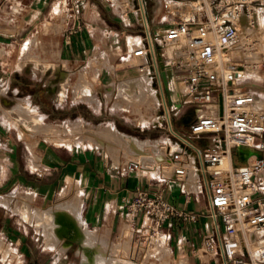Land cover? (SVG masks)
I'll list each match as a JSON object with an SVG mask.
<instances>
[{
	"label": "crops",
	"instance_id": "0c3cea01",
	"mask_svg": "<svg viewBox=\"0 0 264 264\" xmlns=\"http://www.w3.org/2000/svg\"><path fill=\"white\" fill-rule=\"evenodd\" d=\"M7 1L10 0H0V5L6 4ZM148 1L151 4V0ZM33 2L35 0H26L25 4ZM38 2L35 12L27 18L28 20L34 18V15L37 20L41 18L50 4L49 0H38ZM90 5L97 13L96 18H91L87 14V6ZM115 9V6L109 4L107 0H85V26L82 31L72 35L70 40L66 38V28L62 17L60 23L64 30L63 36H65L61 47L63 61L75 65L93 59L95 56L92 57V55H95L96 52L105 55L109 53L116 58L131 53L133 41L139 44V40H125L124 34L125 30L135 27V22L141 26L139 16L135 14V16L128 17L127 14L128 19L124 20ZM161 9L162 5L159 12ZM157 17L158 15L152 18L150 27L153 30H165L168 23L165 20L157 22ZM7 26L6 17L0 18V40L15 37L18 33L19 28L11 30ZM117 26H120L121 31ZM131 36L135 38L139 35L135 36L133 31ZM99 38L103 40H99ZM29 40L34 45L35 37ZM4 50L0 49V52L2 51L0 57ZM29 53L32 58L24 63L22 69H19L18 66L22 60L21 51L17 69L23 72L31 62L33 63L32 74L37 76V71L40 69L39 64L43 62L42 58H38L35 53ZM48 66L45 63L41 70L42 79L47 78ZM111 69L112 67L108 68V71ZM63 71L70 72V75L73 73L61 69L62 76ZM148 73L149 78L151 76V82L152 79L156 80L151 66ZM54 74L55 72L46 79V83L50 78L52 81L56 78H52ZM6 76V82L0 86L6 89L7 96L0 97V106L9 108L14 104L15 94L20 96L21 90L19 87L12 86L11 73L6 72ZM251 80L255 83L249 86L262 89L255 91L247 87L256 98L253 108L258 112H264V101L257 102V95L260 94L261 97H264V87L261 86L264 83V75L262 79L246 77L243 81ZM244 86L246 87V85ZM51 87L55 86L51 85ZM1 90L2 88L0 94ZM95 92L97 94L96 90ZM21 96H26L39 113L43 108L47 110L54 108V104L46 100L44 90L41 88ZM9 101H12V104ZM109 101L114 104L111 100ZM186 107H176L174 110L173 101L174 113L172 116L176 122L182 125L188 136L175 130L172 119L171 126L176 133L194 144L192 139H204L194 138L188 132L189 125L199 116L195 118L194 115L190 116L189 113L184 115L183 113L182 117L177 120V117L185 112ZM56 108L58 109L57 106ZM77 111L75 120L87 121L86 116L80 113V109ZM207 112L210 113V110L207 109ZM51 114L53 115L54 111H51ZM3 116V112L0 111V156H4L3 159H0V197H14H11L12 204L10 206L0 202V264H71L68 261L70 254L77 258L76 264H89L92 259V264H220V259H213L204 248L206 241L213 235V221L208 214V198L203 185V176L198 171L197 157L192 151L185 153L189 155L191 163L188 164L186 177L179 180L175 174L176 166L169 163L173 154L183 153L184 149L182 144L171 135L170 130H168L167 137L143 139H150L153 145H157L156 150L149 153L150 161L144 163L128 149L117 146L115 147L117 154L110 160L94 152L78 150L71 153L64 148L44 147L40 143H37V150H34V153L32 145L23 141H34L38 132L28 141L25 135ZM63 120V122H67L66 118ZM113 124L117 127L115 122ZM208 140L210 142L206 144L211 145L212 140ZM22 145L25 146L27 153L22 152ZM172 145L176 146L175 150L172 149ZM168 147L170 152L167 151ZM102 149L105 150L106 147H102ZM158 157H161L163 162L158 163ZM242 158L247 164L256 158L264 159V152L258 151V154L254 156ZM235 161L240 165L236 157ZM133 162H139L141 168L130 171L129 165ZM182 165L185 164L179 163L177 167ZM158 180H165L166 183L158 182ZM256 180L262 184L263 190L257 196H264V170ZM138 189H144L150 194L162 192L172 204L190 212H196L199 215L198 221L191 223L173 220L165 225L158 243L152 241L149 244H138L137 234H135L134 227L126 214L127 205ZM76 190L82 192L79 217L83 231L89 237L87 242L76 238L77 229L73 224L66 227L61 237L56 233L54 227L53 212L59 206L60 200L64 209V205H69L75 195L69 201H66L63 195L70 191L76 192ZM188 196L191 198L189 203H187ZM22 201L23 206L18 212L16 204ZM25 202L31 213L29 220L23 214ZM138 224H141V220ZM38 236H42L44 240L41 241ZM84 242L87 244L85 245ZM85 251L90 252L91 258L85 257Z\"/></svg>",
	"mask_w": 264,
	"mask_h": 264
},
{
	"label": "built area",
	"instance_id": "2783aa9c",
	"mask_svg": "<svg viewBox=\"0 0 264 264\" xmlns=\"http://www.w3.org/2000/svg\"><path fill=\"white\" fill-rule=\"evenodd\" d=\"M190 4L188 14L165 19V30H153L147 16L143 17L146 8L139 1V21L145 29L143 43L131 46L130 54L148 60L160 85L159 97L170 133L184 149L183 153L173 154L169 163L176 166L179 180L186 177L191 163L185 153L192 151L197 157L208 198V214L213 221V235L204 248L213 259L219 258L220 264H264V196H257L263 190L256 180L264 170V159L256 158L245 165L235 161L239 147L264 152V112L254 110L255 95L242 85L244 78L240 76L245 68L243 59L235 54L242 41L243 16L251 19L253 29L258 28L254 17L264 11V0H191ZM54 5L62 14L66 38L70 40L85 26V0H54ZM159 60L167 75V88ZM176 87L180 107L210 110L194 120L188 132L194 138L212 140L211 145L198 148L173 130L172 92ZM179 163L185 165L177 167ZM139 168V162L129 165L130 171ZM190 200L188 196L187 203ZM126 214L138 244L158 241L168 222L194 223L199 217L196 212L172 204L162 192L150 194L144 189L136 191Z\"/></svg>",
	"mask_w": 264,
	"mask_h": 264
},
{
	"label": "rangeland",
	"instance_id": "374dc122",
	"mask_svg": "<svg viewBox=\"0 0 264 264\" xmlns=\"http://www.w3.org/2000/svg\"><path fill=\"white\" fill-rule=\"evenodd\" d=\"M25 1L26 0H10L7 1L6 4L0 5V18L6 17V23L8 25L7 27L11 30L19 28L15 37L8 38L7 40H0V49H5L0 57V84L3 85V82H6V72H9L12 74V86L19 87L21 90V95L41 88L44 90L46 100L54 104L53 109L48 108L47 110L43 108V110H40L41 115L48 124H42L38 126L36 125L38 128L34 126L35 129L31 135L24 134L25 138L29 141L32 136L38 132L34 141H23L32 145L31 147L33 148L34 153V150H37V143H40L44 145V147L50 146L55 149L64 148L69 150L71 153L78 150L88 153L94 152L110 160V158H115L117 154L115 153L116 146L119 148H125V145H122L124 142L122 137L112 135V138L110 137L109 139L102 134V131L106 129L103 125L109 123L113 124V122L116 123V128L120 132L124 131L123 133L127 132L126 134L129 133V135L138 136L141 138V140L145 138L157 139L162 136L167 137L166 135L168 133L170 123L165 114V107L163 106L161 98L159 97L161 90L160 85L157 80L152 79L151 91L149 86L143 84L145 80L142 82V80L145 79L144 77H146V74L144 76V73H148L149 71L148 65L150 64L147 59L134 57L130 53L120 55L116 58L109 53L105 55L96 52L95 55H92V57H96H94L95 59L93 58L75 65L70 62H65L61 57L62 40L65 38V36H63L64 30L60 23L62 14L57 8H55L54 0H49L50 4L48 9L45 10L41 18L38 20L36 19V15H34V18L31 20L27 19L35 12V6L36 4H39L38 0H35V2L28 5L25 4ZM158 1L159 0H151L150 6L146 0L144 1L146 16L150 26H152V18L156 15H158L157 22H163L162 20L165 19L173 20L176 19V16L178 15L188 14L190 12L188 9H191V0H177L176 2L179 4H170L167 2L168 0ZM107 2L115 6L116 12H118L120 16L124 18V20H127L128 17L135 16V14L140 16V13L138 12V0H135L134 7L129 6L127 0H107ZM161 5L162 9L161 12H159ZM87 14L91 16V18H96L97 16V13L92 9L91 5L87 6ZM103 16L106 17L105 15ZM258 16L261 19V23H264V15L258 14ZM117 27L119 31H121L120 26ZM144 30V27L135 22V27L125 30L126 32L124 34V38L125 40H139V44L133 41L132 46H140L143 43ZM133 31L135 36H139L133 38L131 36ZM65 35L67 36V34ZM33 37H35V43L34 45L33 43L31 44L25 61L32 58L29 52L35 53L38 58H42L41 61L43 62H40L39 64L40 69L37 71V76L32 74L33 63L31 62L28 63V66L23 72H20L17 69V65L20 61L21 51L25 47V43ZM253 39V43L255 45H252L250 52L255 55L254 57H256L254 58V60H256L254 65L258 64V68L260 69L259 73H257V76L253 78L262 79L264 75V27L255 29ZM99 40L103 39L99 38ZM246 52L248 51H244V53ZM0 53H2V51ZM158 62L159 68L161 70L160 61ZM242 62H244V64H246V66L250 67L251 69L254 66L251 64L249 65V61L247 62L246 60H242ZM45 63L49 65L47 78L54 72L55 74L52 76V78L56 77L53 81L50 78L48 83H46L47 78L42 79L41 74V70L44 68ZM56 65L58 66L56 67ZM111 67L112 69L108 71V68ZM145 67H147V70L143 72L142 69ZM61 69H65L73 73L70 75V72L63 71L62 76V72H60ZM254 83L255 81L251 80L243 82L242 84L255 91L262 90L259 87L249 86L250 84ZM51 85L55 87L52 88ZM261 86L264 87V83ZM86 87H94L97 91L96 96L98 95V99L100 101V105L97 108L93 105H90L86 100L81 101L82 103H77L78 101H75L76 96L74 95H76L78 92L85 91V89H87ZM1 88L2 90L0 97L5 95L3 93L2 86H0V89ZM61 93L65 94V100L61 98ZM21 95L19 96L15 94V97L13 98L14 104L17 98H27L26 96ZM109 100L114 102V104L110 103ZM167 100H169L168 94ZM263 101L264 97H261L260 94L257 95V102ZM83 102H86L87 104ZM9 103L12 104V101H9ZM194 108V106H187L185 108L186 113L182 112L177 117V120L182 117L183 113L184 115L189 113L188 115H194L196 118L198 115H196V108ZM78 109H80V113L85 115L87 121H89L86 122L91 125L87 127H80L82 129L70 133L65 130V125L67 122L77 121L75 119H77L76 114ZM202 109L208 113L207 109ZM51 111H54L53 115L51 114ZM32 115L33 114L31 113H27L26 116L24 114L17 117L20 119V123L25 122L26 124L34 125L31 121H28V119H31ZM159 116L161 117L159 118ZM64 118L67 119V122H63ZM143 119L146 120L147 123H141ZM172 124H174L175 130L185 136H188L185 129H183L182 125L173 119V116ZM13 126H16L19 130L18 125ZM143 141L146 142L147 140ZM192 141L195 145L202 148L207 142H210L208 138H204L202 140L192 139ZM102 147H106V149L110 152L105 151L106 149L104 150ZM24 151L27 153L25 146L22 145V152ZM113 154L114 156H112ZM3 157L4 156L1 155L0 159H3ZM235 157L240 165L245 164L244 159L238 152H235ZM77 191L79 190H76V192H67L65 195H63V198L66 201H69L74 195L75 196L73 199L79 195L82 196V192ZM16 205L19 212L21 206H23V201L20 203L18 202ZM38 239L41 241L44 240L42 236H38ZM115 242H118V240H115ZM68 259L71 264L77 263V258L74 257L73 254L68 255Z\"/></svg>",
	"mask_w": 264,
	"mask_h": 264
},
{
	"label": "bare ground",
	"instance_id": "6f19581e",
	"mask_svg": "<svg viewBox=\"0 0 264 264\" xmlns=\"http://www.w3.org/2000/svg\"><path fill=\"white\" fill-rule=\"evenodd\" d=\"M139 1H140V3L144 4L145 0H139ZM146 1H147L148 5H150V2L148 0H146ZM127 2L129 3V6L134 7L135 0H127ZM167 2L170 3V4H179L178 2L173 1V0H169ZM188 11H190V10L188 9ZM258 14H263L264 15V11H259L256 14V16L254 17L256 19V21L258 22V25H259L258 28H263L264 27V23H261V19L259 18ZM143 17L145 19V17H146L145 13H143ZM242 31H243L242 41H241L240 46L236 49L235 54L238 55V56H241V58L243 60H246L247 62L249 61L248 62L249 65L250 64L254 65V62H256V60H254V58H256V57H254L255 55H253V53L250 52L251 51L250 49H252V45L254 46L255 44L253 43V40H250V39H251V37L253 38L255 29H253L251 27V19L248 16H243V18H242ZM32 43L33 42L29 40L26 43L25 47L23 48V50H22V60H21V63L19 61L20 64H19L18 68H20V69L23 68L24 63L26 62L25 59L27 58L26 55H27ZM246 50L248 52L244 53V51H246ZM244 65H245V68L242 69L241 72H240L241 78L242 77L243 78H246V77H252L253 78V77L257 76V73H259V71H260V69L258 68V64L254 65L252 67V69L250 67H247L246 64H244ZM146 70H147V67L142 69L143 72L146 71ZM148 70H150V66L148 67ZM144 76H145V74H144ZM144 78L145 79H143V75H142V79H143L142 82L145 80L143 82V84H145L146 86H149L150 90L152 91V89H151L152 88L151 87V83L152 82L150 80L151 76L149 78V73H146V77H144ZM85 80H87V79H85ZM177 88L178 87L175 88V90H174L175 92L174 91L172 92V100L174 101V110L176 109V107L180 108V100H179V97H178V93H179L178 90L179 89H177ZM3 93L5 95H7V91H6V89L4 87H3ZM74 96H76L75 97V101L81 102V101H85L86 100L90 105H93L96 108L100 105V101H99L98 97L96 96V92L93 89V87L92 88H87L83 92H78ZM61 98L63 100H65V94H62ZM202 108H197L196 107V109H195L196 115L199 116L198 118L208 114ZM0 111L3 112V115L5 116V118L12 125H18L19 126V130H20V132L22 134L31 135L33 133V130L35 129L34 126H36V125L38 126V125H42V124L45 125L46 124L45 121H44L43 116L37 111V109L34 106H32L30 104V102H29V100L27 98H17L15 104H13L9 108H4V107L1 106L0 107ZM27 113L33 114L31 119L30 120L28 119V121H31L34 125L26 124L25 122H23V123L19 122L20 119L17 116L24 115V114L26 116ZM167 113H169L168 108H167ZM15 114H16V116H15ZM160 117L161 116H159V118ZM141 123L145 124V123H147V121L143 119L141 121ZM89 125H91V124H88L84 120H77L75 122L74 121L73 122H67L66 125H65V130L70 132V133H73L76 130L82 129L80 127H87ZM37 126H36V128H38ZM103 126H105V128H106L105 130L102 131V134L104 136L108 137L109 139H110V137L112 135H117V136L122 137L123 140H124L122 145L123 146L125 145L126 149H128L135 156L139 157L141 162L146 163V162L150 161L149 160V153L152 152V151H155L156 147H157V145L155 146V145L152 144L151 140H147L145 142V141L139 139L136 136L120 132L116 128V126L114 124H111V123L105 124ZM163 140H165V139H163ZM154 144H156V143H154ZM172 149L175 150L176 146L172 145ZM167 151L170 152L169 147H168ZM152 159H154V158H152ZM157 162L158 163L163 162L162 158L158 157L157 158ZM155 164H156V161H155ZM227 164L228 163L226 161L223 162V166H226ZM191 179H192V177H191ZM11 197H14V196H11ZM11 197H0V202L10 206L12 204ZM81 205H82V196L81 195H79L75 199H73L69 205H64V209L62 208L63 206L61 205V201L59 202V206H57L56 210L53 212L54 223H55L54 227H55L56 233L59 235V237L62 236V234L64 233L66 227L69 224H73L75 226V228L77 229V237L76 238L78 240H81V241H84V240L86 242L88 241L89 237L83 231V228H82V225H81L82 223H81V220H80V217H79L80 211H81ZM13 208L15 209V207H13ZM23 212H24L23 214H24L25 218H27V220H29L31 213H30L29 207H28L26 202L24 203ZM84 244L86 245L87 243L84 242ZM84 255H85L86 258H88V257L91 258V256H92L89 251H85ZM92 262H93V259L89 262V264H92Z\"/></svg>",
	"mask_w": 264,
	"mask_h": 264
},
{
	"label": "water",
	"instance_id": "95a60500",
	"mask_svg": "<svg viewBox=\"0 0 264 264\" xmlns=\"http://www.w3.org/2000/svg\"><path fill=\"white\" fill-rule=\"evenodd\" d=\"M161 69H162V77H163V82L165 83V86L167 88V85H168V80H167V75H166V72L164 70V68L161 66ZM219 101L220 103L222 102V97L220 96L219 97ZM237 152L242 156V157H246V156H253V155H256L258 154V151L255 150V149H251L249 147H239Z\"/></svg>",
	"mask_w": 264,
	"mask_h": 264
}]
</instances>
